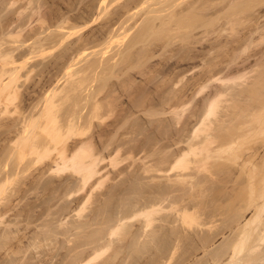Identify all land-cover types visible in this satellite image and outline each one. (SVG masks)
<instances>
[{
  "label": "bare ground",
  "instance_id": "bare-ground-1",
  "mask_svg": "<svg viewBox=\"0 0 264 264\" xmlns=\"http://www.w3.org/2000/svg\"><path fill=\"white\" fill-rule=\"evenodd\" d=\"M143 1L112 0V7H102L109 16L100 33L109 45L96 49L99 58L87 56L84 70L64 83L48 77L51 63L44 64L48 76L35 78L34 66L23 72L24 62L56 38L62 43L74 21L53 12L54 28L43 0H0V125L23 109L9 127L15 135L0 140V171L6 173L0 188L32 168L43 177L71 169L87 193L82 207L70 208L83 218L69 223L70 205L53 209V192L37 197L39 210L32 199L31 208L17 210L22 188L10 196L5 191L0 264H116L122 253L124 260L126 254L144 257L140 264H264V0H151L136 20L133 11ZM124 27L137 30L120 49L125 39L116 31ZM81 70L94 75L81 76ZM73 91L86 92L85 104L64 109L60 121ZM108 157L114 167L117 158L130 160L116 169L122 180L110 183L85 212L93 190L111 174ZM51 178L26 185L48 190L56 181ZM40 219L43 229L33 231ZM219 238L224 241L217 244Z\"/></svg>",
  "mask_w": 264,
  "mask_h": 264
},
{
  "label": "rangeland",
  "instance_id": "rangeland-1",
  "mask_svg": "<svg viewBox=\"0 0 264 264\" xmlns=\"http://www.w3.org/2000/svg\"><path fill=\"white\" fill-rule=\"evenodd\" d=\"M42 1V0H41ZM44 1V5L43 6H46V7H43L42 8V10L44 11V13L45 12H47L46 14H48L47 16H51V18H50V20L51 21H48V23L50 24V25H53L54 24V28H55V22H52V21H56V19L55 18H53L54 17V13L56 14V16H57V14L60 12H66V15L68 14V16H69V20H71V21H74V22H70L69 21V26H68V34H66V37L67 36H69L68 38H66L67 39V41H66V39H64L63 40V42L62 43H60L59 42V40H58V38H56L57 39V41L56 42H50V44L49 43H47L45 46H43V50H41V51H37V50H39V49H36L35 51H34V53H27V55L30 57H32V58H30V59H27L24 63H26L27 64V66L28 67H26L25 69H24V73H25V71L27 70V68H29V67H31V66H34L35 67V72H34V74H32L33 76H35V78H36V76L37 77H43V76H45L46 74H47V72H48V75H49V71H46V64H50L49 65V67H52V68H47V70H50V71H52L50 74L51 75H46V76H48L49 78H51V81L52 80H55L56 78H62L61 80L62 81H64V83H66L65 82V80H67L69 77L68 76H70V78H72L71 77V74H72V76H73V74L74 73H77V71L79 70V69H81L82 68V70H84L83 69V67L86 65V60L88 59V58H91V57H96V58H99V54L100 53H97L98 51H100L101 52V49H105L106 47H107V45L105 46V44H108L109 45V39L107 40L106 39V34L105 33H100V32H103L102 30H100V29H104V28H102L103 27V24L106 26V22H108V19H106L105 17L107 16H109V15H105V17H104V14H106V11L105 10H103V8L102 7H106V6H109L110 7V3L112 2V0H106V1H108L106 4H103V6L100 4V0H43ZM92 3H94V4H92ZM24 2V1H23ZM60 2V3H59ZM146 2V3H145ZM151 0H145V1H143L142 3H139L138 5H137V8H135L134 9V13L136 14V17H135V14H134V19H139V18H141V19H143L144 18V16L146 15L145 13H146V11L148 10V8H149V6L151 5ZM43 3V2H42ZM68 3H70V4H68ZM66 4V5H65ZM108 4H110V5H108ZM141 4V5H140ZM148 4V5H147ZM65 5V6H64ZM68 5V6H67ZM140 5V6H139ZM53 6V7H52ZM100 6V7H99ZM147 6V7H146ZM50 7V8H49ZM66 7V8H65ZM111 7H112V5H111ZM141 7V8H140ZM144 7H145V10H144ZM59 8H60V10H59ZM61 8H63V10L61 9ZM68 8V9H67ZM64 9H66V10H64ZM105 9V8H104ZM142 9V10H141ZM41 10V11H42ZM46 10V11H45ZM81 10V11H80ZM99 10V11H98ZM101 10H103V11H105V13L103 12V11H101ZM138 10V11H137ZM42 11V12H43ZM58 11V12H57ZM138 12V13H136V12ZM140 11V12H139ZM31 12V11H30ZM54 12V13H53ZM108 12V11H107ZM142 12V13H141ZM51 13V14H50ZM71 13V14H70ZM98 13V14H97ZM103 13V14H102ZM50 14V15H49ZM53 14V15H52ZM109 14V13H108ZM138 14H140L139 16L140 17H138L137 15ZM142 14V15H141ZM36 15V14H35ZM91 15V16H90ZM102 15H103V17H102ZM47 16H44V18L46 17V19L47 20H49V18H47ZM95 16V17H94ZM98 16V17H97ZM100 16V17H99ZM142 16H143V18H142ZM80 17V18H79ZM85 17H87L86 19H85ZM34 18L35 17H33V20H34ZM93 18V19H92ZM97 18V19H96ZM104 18V19H103ZM38 19V18H37ZM46 19H44V20H46ZM89 19H90V21H89ZM101 19H103V20H101ZM105 19H106V21H105ZM133 18H132V20L131 21H133L134 20ZM85 20V21H84ZM98 20H100V21H102L101 23L98 21ZM136 20H134L133 22H135ZM93 21H94V23L96 22V21H98L96 24H94L93 23ZM104 21V22H103ZM130 21V22H131ZM41 22H43V20H42V18H41ZM34 23H36V20H35V22ZM33 23V24H34ZM38 23V24H37ZM37 23L35 24L36 26H41L42 25V23H41V25L39 24L40 22L37 20ZM46 23V24H45ZM47 22H44L43 24H45L46 26H47V24H48ZM89 23V24H88ZM91 23H93L92 25H90ZM70 24H72V25H70ZM75 24V25H74ZM100 24V25H99ZM108 24V23H107ZM132 24V23H131ZM89 25H90V27H89ZM72 26H74V27H72ZM87 26V27H86ZM120 27V26H119ZM127 27V26H126ZM126 27H124V28H120V29H118L117 31H116V35H119V34H121L120 32H123L122 33V35H126V33H127V36L129 37V39H128V37L127 36H124V37H126V38H124V37H121L122 35H119L120 36V39H125V40H123V41H125V42H123V46L120 48V49H122V48H124L125 47V44H126V42H129V40L131 39L132 40V38L134 37V36H131V35H134V33L136 32V30H137V27L136 28H132V29H129L131 32H132V30H134L133 31V33H128V32H130L129 30H127L126 29ZM93 30H92V29ZM70 29V30H69ZM96 31H95V30ZM97 29H98V31H97ZM123 29V30H122ZM90 30V31H89ZM94 31V32H93ZM127 31V32H126ZM99 32V33H98ZM84 33V34H83ZM86 33V34H85ZM94 34V35H92V34ZM125 33V34H124ZM99 34V35H98ZM131 34V35H130ZM87 35V36H86ZM90 36V37H89ZM101 36H103V37H101ZM85 37V38H84ZM89 39H91V40H89ZM93 37H94V39H93ZM101 38V40H100V38ZM105 40H107V42L106 41H104V43H103V40L104 39ZM55 39V40H56ZM87 39H88V43H86L87 42ZM119 39V40H120ZM178 39V41H179V38H177ZM177 39L175 38L174 40H173V44L171 45V47H176V46H174L176 43H177ZM83 40V41H82ZM99 40V41H98ZM122 40H120V41H122ZM130 40V41H131ZM135 39L133 38V41H134ZM31 41H32V39H31ZM65 41V42H64ZM91 41V42H90ZM153 41V40H152ZM157 42H158V44L161 42L160 40V42L158 41V40H156ZM156 41H155V43H156ZM175 41H176V43H175ZM80 42V43H79ZM83 42V43H82ZM60 43V44H59ZM180 43V42H179ZM75 44H77V46L75 45ZM157 44V43H156ZM156 44H154L153 43V45H156ZM73 45V46H72ZM86 45V46H85ZM100 45V46H99ZM65 46L67 47V50H66V48H65ZM74 46H76V47H74ZM89 46V47H88ZM104 46V47H103ZM193 46V45H192ZM201 46H203V44L201 45ZM100 47V48H99ZM103 47V48H102ZM42 48V47H41ZM73 48V49H72ZM99 48V49H98ZM116 49H118V47H115ZM114 48V49H115ZM155 48H158V46L157 47H155ZM72 49V50H71ZM83 49H84V51H83ZM86 49V50H85ZM96 49H98V51L96 50ZM115 49V50H116ZM78 50V51H77ZM115 50H113V52H115ZM119 50V49H118ZM69 51H71V52H69ZM77 53H76V52ZM93 51H94V53H93ZM97 51V52H96ZM162 51V50H161ZM37 52V53H36ZM68 52H69V54H68ZM92 52V53H91ZM113 52H111L110 54H112ZM163 52H164V50H163ZM66 53L68 54V55H66ZM73 53H75V56H74V54ZM158 53V52H157ZM162 53V52H161ZM166 53H169V51L168 52H166ZM171 53V52H170ZM63 54V55H62ZM77 54V55H76ZM91 54V56H89ZM92 54L93 55H95V56H92ZM159 54V53H158ZM27 56V57H28ZM61 56H63V57H61ZM67 57V58H65L64 59V57ZM87 56H88V58H87ZM98 56V57H97ZM100 56H101V54H100ZM178 56V54H176V55H174V57L173 58H176ZM71 57H73V58H71ZM158 57V56H157ZM157 57H155V58H153V60L152 61H154V60H157V59H159V58H157ZM24 59V58H23ZM58 59V60H57ZM69 59V60H68ZM85 61H84V60ZM64 60H66L65 62H61V61H64ZM49 61V63H47ZM51 61V62H50ZM58 63V65L56 64H53V63ZM45 64V65H44ZM52 64H53V66H52ZM61 64V65H60ZM84 65V66H83ZM46 68H45V67ZM56 66H58V67H56ZM54 67H56V68H54ZM43 68H45V74H43L42 75V73H44V69ZM54 68V69H53ZM79 68V69H78ZM101 69V68H100ZM82 70L81 71H79L80 72V75L81 76H83L82 74H81V72H82ZM99 70V69H98ZM55 71V72H54ZM136 71V72H135ZM138 71H139V69H136L135 68V70L133 71V76L135 77V79L136 80H140V78H141V74L139 73V75H138ZM54 73V74H53ZM82 73H85V74H88V75H94V73L93 72H88L87 71V73L84 71V72H82ZM137 74V75H136ZM76 75V74H75ZM67 78V79H66ZM69 78V79H70ZM61 81V82H62ZM95 82H96V80H95ZM64 83H62V84H64ZM97 83V82H96ZM53 83H51L50 85H52ZM55 84V83H54ZM53 84V85H54ZM92 84H94V83H92ZM52 85V86H53ZM67 85V84H66ZM95 85V84H94ZM93 85V86H94ZM51 86V87H52ZM92 86V87H93ZM61 87H63V86H61ZM67 88H69L70 89V86L69 85H67ZM81 90H83V88L81 89ZM72 93V97L70 98V102H68V101H66L65 103H63L62 104V108H60V110H59V112H58V116H61V115H64V112L66 111V110H68V109H70V108H73V109H81L82 107V105H84L85 104V102H84V100H83V97H84V95H85V93L86 92H81L80 91V93H78V92H71ZM76 96V97H75ZM81 96V97H80ZM75 97V98H74ZM78 97H80L79 99H78ZM78 99V101H77V99ZM77 102L78 103V105L79 106H77V104L75 105V103H73L72 104V102ZM68 102V103H67ZM81 102H82V105H80L81 104ZM80 103V104H79ZM71 104V105H70ZM75 105V106H74ZM70 106V107H69ZM73 106V107H72ZM67 107V108H66ZM64 109H66L65 111H64ZM15 110V109H14ZM18 110H23V109H17L16 111H14L10 116H11V119L10 118H6L8 121H10V122H8V121H5L7 124L6 125H0V140H2L3 142L7 139V137H12V136H14L15 135V132H12L10 129H9V127H11V129L12 128H14V127H12L13 126V120L15 121V119L18 117V116H23L22 115V113H20L21 111H18ZM62 111V112H61ZM27 115H30L31 114V111L30 110H28L27 112H25ZM62 113V114H61ZM12 118H15V119H12ZM12 120V121H11ZM63 120V116H61V119H60V121H62ZM36 121H39L40 123H43L44 121H45V118H42V117H39V118H37L36 119ZM8 123H10V124H8ZM17 123V122H16ZM17 125H19L18 123H17ZM16 125V126H17ZM19 127V126H18ZM17 127V128H18ZM10 130V131H9ZM3 131V132H2ZM83 137V134L82 135H80V138H82ZM4 138V139H3ZM6 138V139H5ZM79 138V137H78ZM2 141H0V143H2ZM3 154L4 153H2V154H0V162L2 161V160H4L5 158V156L3 157ZM122 157H120V158H117L118 159V162H119V164L116 166V167H114V166H112V164H111V161L109 160V157L108 158H106L108 161H107V163H105L104 162V164L105 165H107L108 167H109V165H110V167L108 168L107 167V170H109V169H111V174L112 175H115V176H117V177H115V176H112L110 173V176L108 177V178H106L104 181H103V183L101 184V186L99 185V186H97L98 188H96L95 190H93V197L89 200V202H87L86 203V205H85V207H87L86 209H85V212H88L92 207H94V206H96V204H98L97 203V197H98V194L99 193H101V195L107 190L108 191V188H109V186L112 184V182L114 183H116V181L117 182H119V180H122V178H123V176L122 175H119V174H117L116 175V173H117V170L116 169H118L117 167H119V166H124V165H127V164H129L128 162H129V160L128 159H126V160H122V159H125V158H122ZM46 160H48V158L46 157L45 158ZM44 159V160H45ZM106 159H105V161H106ZM117 159L116 160H114L115 162L117 161ZM43 160V161H44ZM11 162H15V160H10ZM50 161V160H49ZM49 161H45V162H49ZM10 162V163H11ZM44 162V163H45ZM117 162V163H118ZM43 163V164H44ZM42 164V165H43ZM40 165H41V163H40ZM1 167H2V165L0 164V170H1ZM115 168V169H114ZM34 170H35V172H34ZM71 170V169H70ZM70 170H62V171H53V172H48V173H44L43 175H44V177L42 176V170H41V173H40V171H38V169H36V168H32V170L31 171H33V172H31V171H29L28 170V172H25V175H24V173H22L21 175H19V174H17V176H15L14 177V180L13 179H11V181L9 182H7V184L5 183L3 186H4V189H3V186L0 188V201H2V199H4V195H6L7 193H8V191H9V193L7 194L8 196H10L11 195V192L14 190V189H18L19 187L20 188H22V189H19V194H20V196H19V194H18V197L20 198V200L18 201V197H17V204H19V205H16L17 206V210H19L21 207L20 206H27V208L28 207H30V205H28V204H30V201H31V199H32V201H31V204L33 205V207H32V209L33 210H39L40 208H42L41 206H40V202H41V200L40 199H38L37 197L38 196H41V194H42V196L40 197V198H42V199H45V197H48L49 196V194H51V192H53L52 194L54 195L55 194V198L53 199V200H50V202L51 203H54V208L53 209H57V208H59L60 207V205L61 204H68V205H70L69 206V209L68 210H66L67 212L69 211V212H71L72 210H70V208L72 209V208H74L75 209V207H77V208H79V207H82L83 206V200H80V199H83L84 198V195H86L87 193L86 192H84L83 190L84 189H82V188H80V187H83V181L82 180H80L81 179V176H79L80 174H78V173H74V171H70ZM39 172V173H38ZM115 172V173H114ZM0 173H1V175H0V181H3V180H1V179H5L6 177V173L4 172H2V171H0ZM30 173L31 174H33V175H30ZM39 174V175H37V174ZM123 174V173H122ZM13 175V174H12ZM11 175V176H12ZM3 176V177H2ZM14 176V175H13ZM12 176V177H13ZM22 176V177H21ZM80 178H79V177ZM120 178H119V177ZM18 177V178H17ZM39 177V178H38ZM45 178V179H49V177H52L51 179H54V181L55 182H52V184L51 183H48V190L50 191V192H48V190H45L43 187H42V185L41 184H39L40 182H37L39 185H36V188H35V186L33 187V188H31V189H29V185H26L29 181H31V179L33 180V178L34 179H36V180H40L41 182L44 180V179H42V178ZM46 177H48V178H46ZM113 177H115L114 179H113ZM122 177V178H121ZM16 178V179H15ZM20 178V179H19ZM23 178H26V179H23ZM30 178V179H29ZM41 178V179H40ZM19 179V180H18ZM21 179H23V180H25V181H23V180H21ZM50 179V180H51ZM59 179V180H58ZM61 179V180H60ZM63 179V180H62ZM21 180V181H20ZM33 181H35V180H33ZM52 181V180H51ZM68 181V182H67ZM18 182V183H17ZM21 182V183H20ZM58 182V183H57ZM59 182L62 184V187H61V185H58L59 184ZM66 182V183H65ZM3 183V182H2ZM20 183V184H19ZM23 183H25L24 185L26 186H24L23 185ZM57 185H56V184ZM69 183V184H68ZM78 183V184H77ZM111 183V184H110ZM19 184V185H18ZM34 184H35V182H34ZM49 184H51V185H49ZM82 184V185H81ZM68 185V186H67ZM74 185V186H73ZM78 185H80L79 186V188H78ZM16 186V187H15ZM52 186V187H51ZM55 186V187H54ZM59 186V188H57V187ZM66 186V187H65ZM73 186V187H72ZM108 186V187H107ZM14 188V189H13ZM51 190H50V189ZM53 188V189H52ZM55 188H57V190H55ZM67 188V189H66ZM72 188V189H71ZM86 189L88 188V187H85ZM9 189V190H8ZM29 189V190H28ZM36 189V190H35ZM41 189V190H40ZM59 189V190H58ZM66 189V190H65ZM77 189H78V191H77ZM81 189V190H80ZM85 189V191H87ZM4 190V191H3ZM34 190V191H33ZM45 190V191H44ZM64 190V191H63ZM71 190V191H70ZM75 190V191H74ZM2 191V192H1ZM7 193H6V192ZM11 191V192H10ZM21 191H22V194H21ZM29 191V192H28ZM31 191H32V193H31ZM43 191V192H42ZM59 191V192H58ZM61 191V192H60ZM74 191V192H73ZM5 192V193H4ZM39 192V193H38ZM48 193V194H46V193ZM63 192V193H62ZM70 192V193H69ZM73 192V193H72ZM85 194H84V193ZM24 193V194H23ZM29 193V194H28ZM56 193H57V195H56ZM4 194V195H3ZM10 194V195H9ZM37 194V196H35ZM40 194V195H39ZM60 194V195H59ZM68 194V195H67ZM70 194V195H69ZM7 195L5 196V198H7ZM27 195V196H26ZM62 195V196H61ZM121 195V194H120ZM57 196V197H56ZM65 196H67V197H65ZM69 196V197H68ZM1 197H2V199H1ZM16 197V196H15ZM25 197V199H23ZM59 197V198H58ZM82 197V198H81ZM100 197V196H99ZM98 197V198H99ZM36 198V199H35ZM57 198V199H56ZM61 198H63V199H61ZM30 199V200H29ZM65 199V200H64ZM22 200H23V202L25 203H22ZM25 200L28 202H25ZM33 200H34V202H33ZM38 201V202H37ZM57 201V202H56ZM70 201V202H69ZM33 202V203H32ZM59 202V203H58ZM99 202V201H98ZM22 203V204H21ZM58 203V204H57ZM57 204V205H56ZM81 204V205H80ZM56 205V206H55ZM23 206V207H24ZM38 206H39V208H38ZM52 206V207H53ZM72 206V207H71ZM79 206V207H78ZM100 206V205H99ZM31 208V207H30ZM35 208V209H34ZM97 208H100V207H97ZM66 212V213H67ZM65 213V214H66ZM61 214V213H60ZM64 214V215H65ZM82 214H83V211H82ZM69 215H70V217H69ZM67 214V216L66 217H68V220H67V218H66V220H67V222H69V223H71V222H73V221H75L74 219H79V218H83V217H79L78 215H77V213H76V211H72L70 214ZM56 216H57V214H56ZM55 216V214H53L52 216H51V218H53V217H56ZM61 216L62 217H64L62 214H61ZM249 216H250V214H249ZM50 217V216H49ZM48 217V218H49ZM59 217V216H58ZM13 218H15V216H13ZM1 220V219H0ZM42 222V219H40V221L39 222H36V224H34L33 226V231L35 230V231H41V229H43V227H39V226H41V225H39L38 223H41ZM37 224H38V226H37ZM37 226V227H36ZM36 228V229H35ZM38 228V229H37ZM40 228V229H39ZM227 234H229V232L227 233ZM74 236V235H73ZM63 237V236H62ZM71 238H72V236H71ZM224 238H219V240L217 241V244L218 243H220V242H222V241H224L223 240ZM72 243V242H71ZM110 251V250H109ZM108 251V252H109ZM110 253V252H109ZM109 253H106V254H109ZM122 255V256H121ZM120 256L121 257H119L120 259H117L116 260V262H114V263H116V264H122V262H125V263H123V264H140L141 262H142V260L144 259V257H141V258H143V259H140V260H138L137 261V259L135 260L134 258H132L131 257V259H129V258H127L128 257V254H126V259L124 260L123 259V253L121 254ZM128 259V261H130V260H133L132 262H128V261H126ZM118 261V262H117ZM134 261H135V263H134ZM137 261V262H136Z\"/></svg>",
  "mask_w": 264,
  "mask_h": 264
}]
</instances>
